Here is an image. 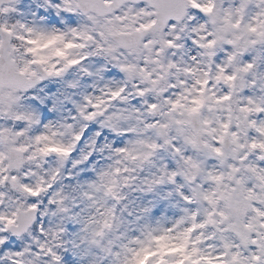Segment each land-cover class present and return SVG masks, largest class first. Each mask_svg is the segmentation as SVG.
<instances>
[{"label": "snow or ice", "instance_id": "6c2138e0", "mask_svg": "<svg viewBox=\"0 0 264 264\" xmlns=\"http://www.w3.org/2000/svg\"><path fill=\"white\" fill-rule=\"evenodd\" d=\"M0 264H264V0H0Z\"/></svg>", "mask_w": 264, "mask_h": 264}, {"label": "clouds", "instance_id": "9594fccd", "mask_svg": "<svg viewBox=\"0 0 264 264\" xmlns=\"http://www.w3.org/2000/svg\"><path fill=\"white\" fill-rule=\"evenodd\" d=\"M106 154V153H105ZM140 172H136V176H141ZM138 183V181H136ZM125 194L127 195L128 199L125 201L129 205V211H133L134 203L138 205L139 201L137 199L139 193L135 191L134 187H129L124 189ZM129 219V217L125 216V220Z\"/></svg>", "mask_w": 264, "mask_h": 264}, {"label": "rangeland", "instance_id": "374dc122", "mask_svg": "<svg viewBox=\"0 0 264 264\" xmlns=\"http://www.w3.org/2000/svg\"><path fill=\"white\" fill-rule=\"evenodd\" d=\"M53 19H55V18L53 17Z\"/></svg>", "mask_w": 264, "mask_h": 264}]
</instances>
